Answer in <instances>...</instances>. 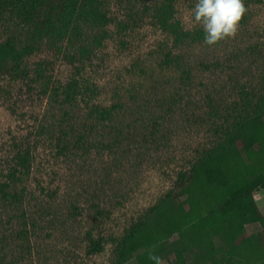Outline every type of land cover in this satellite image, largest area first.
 Segmentation results:
<instances>
[{
	"label": "rangeland",
	"instance_id": "rangeland-1",
	"mask_svg": "<svg viewBox=\"0 0 264 264\" xmlns=\"http://www.w3.org/2000/svg\"><path fill=\"white\" fill-rule=\"evenodd\" d=\"M101 1L107 26L40 42L0 74V264H137L119 256L122 238L167 194L177 197L180 175L189 179L224 138L245 93L264 95V0H243L236 34L212 46L194 37L203 32L195 0H177L174 20L193 35L177 47L153 17L162 0ZM31 37L15 16L0 20V42L37 46ZM81 45L85 64L70 59ZM25 150L29 169L10 180ZM255 198L264 216V189ZM247 229L264 242V219ZM177 239L164 242V264Z\"/></svg>",
	"mask_w": 264,
	"mask_h": 264
},
{
	"label": "trees",
	"instance_id": "trees-1",
	"mask_svg": "<svg viewBox=\"0 0 264 264\" xmlns=\"http://www.w3.org/2000/svg\"><path fill=\"white\" fill-rule=\"evenodd\" d=\"M176 3L162 0L153 11L156 25L169 33L175 47L192 35L174 20ZM102 6L101 0H0V20L6 14L15 16L31 29V38L37 41V46L27 44L22 48L15 38L0 42V74L6 66H20L24 57L38 50L40 42L78 41L81 24L107 26L111 20ZM203 36V32L194 35L196 39ZM90 53L81 45L77 56L70 59L85 64ZM40 64L37 76L43 78L45 62ZM71 85L66 89L69 99L73 95ZM242 101L224 138L201 153L190 168L189 179L187 173L180 175L177 197L167 194L133 224L118 246L119 256L126 261L135 259L137 264H153L148 251L165 259L171 253L164 242L178 235L181 246L175 248L176 242L171 243L175 260L170 264H264V242L257 233L248 234L247 229L264 219L255 198L264 189V95L255 99L245 93ZM30 155L29 150L16 153L10 180L26 173ZM6 188L7 182L2 190L8 196ZM102 249L101 240L92 241L93 252Z\"/></svg>",
	"mask_w": 264,
	"mask_h": 264
},
{
	"label": "clouds",
	"instance_id": "clouds-1",
	"mask_svg": "<svg viewBox=\"0 0 264 264\" xmlns=\"http://www.w3.org/2000/svg\"><path fill=\"white\" fill-rule=\"evenodd\" d=\"M246 13L243 0H195L192 16L203 29V42L212 46L234 36ZM148 259L153 264H164L163 258L151 249Z\"/></svg>",
	"mask_w": 264,
	"mask_h": 264
}]
</instances>
